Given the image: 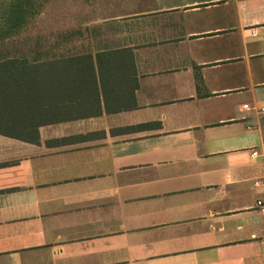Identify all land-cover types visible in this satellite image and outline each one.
Here are the masks:
<instances>
[{"label":"crops","instance_id":"1","mask_svg":"<svg viewBox=\"0 0 264 264\" xmlns=\"http://www.w3.org/2000/svg\"><path fill=\"white\" fill-rule=\"evenodd\" d=\"M25 6L0 264H264V0Z\"/></svg>","mask_w":264,"mask_h":264},{"label":"trees","instance_id":"2","mask_svg":"<svg viewBox=\"0 0 264 264\" xmlns=\"http://www.w3.org/2000/svg\"><path fill=\"white\" fill-rule=\"evenodd\" d=\"M26 0H1L0 3V21L4 23L5 31L0 30V40L2 37L9 38L13 34H17L19 28L24 23V16L22 13L25 9ZM14 16V14H16ZM6 63H0V102L8 100V97H4L3 92H8L12 87L17 89H23V87L30 81L27 80L25 73V61L23 56L16 57ZM5 104L0 105V113L3 111Z\"/></svg>","mask_w":264,"mask_h":264},{"label":"rangeland","instance_id":"3","mask_svg":"<svg viewBox=\"0 0 264 264\" xmlns=\"http://www.w3.org/2000/svg\"><path fill=\"white\" fill-rule=\"evenodd\" d=\"M0 3H1V0H0ZM15 44L17 46H19V48L17 47L16 50H18L19 53H22L24 54V51L26 49V47H28V45H26V34L25 32H23L20 37H17L16 40H15ZM26 45V46H25ZM6 49H9L8 46H6ZM12 50V49H11ZM2 51V49H1Z\"/></svg>","mask_w":264,"mask_h":264},{"label":"built area","instance_id":"4","mask_svg":"<svg viewBox=\"0 0 264 264\" xmlns=\"http://www.w3.org/2000/svg\"><path fill=\"white\" fill-rule=\"evenodd\" d=\"M244 108H248V106H244ZM263 111H264V109H263ZM252 155L255 156L256 152H253ZM257 206L260 207V210H262L264 212V206H263V203L261 201L257 202ZM262 234L264 235V227L262 229Z\"/></svg>","mask_w":264,"mask_h":264}]
</instances>
